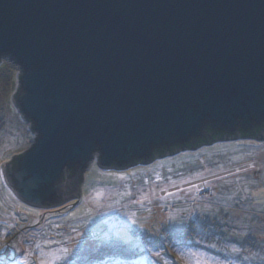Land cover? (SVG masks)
Returning a JSON list of instances; mask_svg holds the SVG:
<instances>
[{
    "label": "water",
    "instance_id": "obj_1",
    "mask_svg": "<svg viewBox=\"0 0 264 264\" xmlns=\"http://www.w3.org/2000/svg\"><path fill=\"white\" fill-rule=\"evenodd\" d=\"M2 57L34 137L2 176L30 207L77 204L93 159L123 169L207 124L264 122V0H0Z\"/></svg>",
    "mask_w": 264,
    "mask_h": 264
},
{
    "label": "rangeland",
    "instance_id": "obj_2",
    "mask_svg": "<svg viewBox=\"0 0 264 264\" xmlns=\"http://www.w3.org/2000/svg\"><path fill=\"white\" fill-rule=\"evenodd\" d=\"M18 71L1 58L0 206L10 208L0 209V264H264V138L213 141L123 169L93 159L68 209L4 197L2 163L34 139L12 102ZM206 175L218 178L197 194L187 183Z\"/></svg>",
    "mask_w": 264,
    "mask_h": 264
},
{
    "label": "trees",
    "instance_id": "obj_3",
    "mask_svg": "<svg viewBox=\"0 0 264 264\" xmlns=\"http://www.w3.org/2000/svg\"><path fill=\"white\" fill-rule=\"evenodd\" d=\"M263 132H264V122H261L260 124L255 125L254 127L248 129L247 131H242L241 129H236L234 132H228V133L226 131H224V130L213 129L210 126V124H207L205 126V128H204L205 136L202 137V138L197 139L196 142L194 143V146H193V144L188 145V144L177 143V144H174L170 148L172 150H170V149H165V150L155 149V151L153 153V157H154V155L155 156H163L164 153L166 151H168V150L169 151H173L175 149H181L183 147H185L187 149H190V150H193V149L195 150L196 148H198V146L206 145V144H209V143H211L213 141L216 142V141H220V140H223V139H226V138H230V137L233 138V137L240 136V137H246V138H251V137L258 138V137H261ZM10 157H12V155ZM69 173H70V171H69ZM82 180H84V179H82ZM2 187H3V196L7 197L8 195H7L6 188L4 187V185ZM3 206L4 207L0 206V209L9 210V208H10L9 204L7 203V201H6V203L3 204ZM20 212H21V210H20ZM4 247H6V244L3 245V248Z\"/></svg>",
    "mask_w": 264,
    "mask_h": 264
},
{
    "label": "bare ground",
    "instance_id": "obj_4",
    "mask_svg": "<svg viewBox=\"0 0 264 264\" xmlns=\"http://www.w3.org/2000/svg\"><path fill=\"white\" fill-rule=\"evenodd\" d=\"M157 149H158V148H157ZM183 149H186V148H181V149H179L178 151H181V150H183ZM155 158H156V157H154V158H152V159H155ZM152 159H151V160H152ZM148 162H149V161H148ZM64 169H65V168H64ZM85 170H86V169H85ZM216 177L218 178V175H208V176L206 175V176H203V177H198L197 179H193L192 181L188 182L187 184L196 187V188H197V190H196L197 194H200V193H203V192H206V191L209 190V188H207L206 183H207V184L210 183V182L212 181V179H214V178H216ZM198 184H203L204 187H203V188H199V187H197ZM177 188L180 189V188H182V186H178Z\"/></svg>",
    "mask_w": 264,
    "mask_h": 264
},
{
    "label": "snow or ice",
    "instance_id": "obj_5",
    "mask_svg": "<svg viewBox=\"0 0 264 264\" xmlns=\"http://www.w3.org/2000/svg\"><path fill=\"white\" fill-rule=\"evenodd\" d=\"M63 251H67V249H64ZM233 251H235V252H239L240 251V249H233Z\"/></svg>",
    "mask_w": 264,
    "mask_h": 264
}]
</instances>
